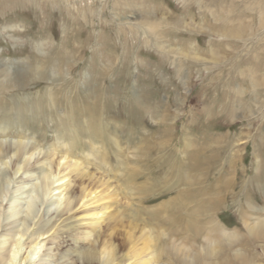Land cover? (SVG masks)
<instances>
[{
  "label": "rangeland",
  "instance_id": "1",
  "mask_svg": "<svg viewBox=\"0 0 264 264\" xmlns=\"http://www.w3.org/2000/svg\"><path fill=\"white\" fill-rule=\"evenodd\" d=\"M230 1L0 0V139L21 135L43 149L61 144L56 152L67 143L73 156L102 143L122 173L98 158V168H89L120 191L121 204L129 177L144 184L133 196L143 201L135 204L143 216L160 211L153 224L180 239L194 235L198 249L206 244L202 231L183 223L199 205L174 198L190 186L217 202L228 231L238 228L210 262L264 264V235L244 224L264 216V25L243 1ZM149 13L203 29L163 23L150 31L141 20ZM238 26L243 35L220 34ZM65 216L44 217L52 235L36 260L50 248L68 264L55 247L85 244L74 237L88 221Z\"/></svg>",
  "mask_w": 264,
  "mask_h": 264
},
{
  "label": "bare ground",
  "instance_id": "2",
  "mask_svg": "<svg viewBox=\"0 0 264 264\" xmlns=\"http://www.w3.org/2000/svg\"><path fill=\"white\" fill-rule=\"evenodd\" d=\"M234 1L231 0L229 5L233 6ZM241 1L246 9L258 13V27L264 25V0ZM222 10V14L226 11V15L234 12L233 8ZM153 18L149 13L141 19L150 31L157 24L160 26L163 23L171 26H195L190 22L182 23L181 20H171L169 23ZM225 19H221L223 25L230 21ZM195 28L203 29L200 25ZM220 34L239 36L242 34L241 26L224 30ZM23 78L24 74H20L18 82ZM49 98L51 100V95ZM22 137H11L9 141L0 139V264H63L57 262L55 253L48 252L52 250L50 248L42 250V257L35 259L41 252L44 238L52 235L48 234L52 225H48L44 217L50 218L58 214L68 215L67 217L79 214L83 220L88 221L74 237L83 240L85 244L74 242L73 248H62L59 245L55 247L60 256H69L68 264H233L221 257L217 262H210L211 257L223 248L222 238L236 236L238 228L229 232L215 211L218 208L217 202L199 198V191L186 186L180 188L174 197L182 206L194 201L201 206L192 208L187 214V221L183 223L185 230L192 229L195 234L201 230L203 233L206 244L195 249L194 235H186L180 239L177 233L169 234L167 228L153 224L154 221L158 223L155 219L159 214L162 215L160 211L153 210L151 217H144L143 212L146 210L135 206L143 201L134 200V194L147 186L132 181L129 177L127 201L121 204L117 198V192L120 191L111 190L108 179H104L103 174L95 175L89 165H94L97 169L98 166L94 163L97 158V161L101 160L106 165L107 171L122 173L113 168L102 143H93L81 156H73L69 153L66 142L64 151L56 152L61 144L43 149L37 143L24 141ZM117 147L120 153L118 155L127 158L128 155L121 152L122 148ZM185 175V179H189V175ZM202 216L205 219L201 221ZM176 219L171 221V229L175 230L173 223ZM244 224L249 233L264 235V216H257L251 221L246 219ZM97 230L99 231L96 232ZM92 236L94 237L90 240ZM164 237L167 238V243L162 247ZM246 261L247 257L240 259L242 263Z\"/></svg>",
  "mask_w": 264,
  "mask_h": 264
}]
</instances>
